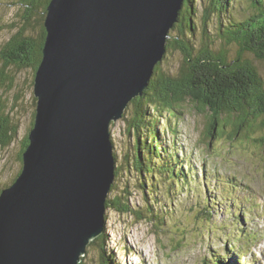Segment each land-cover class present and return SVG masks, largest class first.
<instances>
[{
	"label": "water",
	"instance_id": "water-1",
	"mask_svg": "<svg viewBox=\"0 0 264 264\" xmlns=\"http://www.w3.org/2000/svg\"><path fill=\"white\" fill-rule=\"evenodd\" d=\"M185 0H51L28 145L0 190V264H80L103 234L111 125L142 95Z\"/></svg>",
	"mask_w": 264,
	"mask_h": 264
},
{
	"label": "trees",
	"instance_id": "trees-1",
	"mask_svg": "<svg viewBox=\"0 0 264 264\" xmlns=\"http://www.w3.org/2000/svg\"><path fill=\"white\" fill-rule=\"evenodd\" d=\"M14 1V5L23 9L21 28L0 47V86H7L9 90L15 87L14 73L30 70L33 77L35 75L42 58L46 37L44 20L51 0ZM234 2L200 0L199 14L195 0H185L166 44L167 51L181 56L178 69L175 73L164 71L161 68L162 61L159 62L142 95L133 99L125 109L122 119L127 122V133L133 135V163L140 180H143L141 173H150L154 178L165 174L175 189L179 186H186L185 189H188L192 183L195 185L193 180H198L197 175L191 173L194 169L190 164L189 169L183 171L181 165L185 158L181 160L176 150L173 152L169 148H163L158 136L161 121L173 137L177 135V123L173 124L172 121L178 122L184 117L186 101H194L198 109L207 115L203 150L212 151L215 149L212 146L215 145L216 148L230 149L235 148L238 143L241 146H253L259 152L260 159L264 158V80L254 63L264 62V0H243L238 2L242 6L237 4L236 7ZM230 4L237 14L231 10ZM196 15L199 16L197 20ZM33 25L38 30L33 28L32 31ZM248 56L253 59H248ZM17 100L18 97H15L11 109L0 103L1 148L9 147L18 137L20 123L16 121L14 113H10L15 109ZM32 102L34 106V97ZM128 108L132 112L130 119L125 116ZM33 118L34 113L21 142L18 155L20 160L28 145L27 136L33 126ZM19 173L20 171L18 175ZM117 174L116 166L115 176ZM205 176L206 173L202 177V188L199 183L196 186L207 193L205 182L212 176L209 175L206 179ZM213 177L217 179L220 190L219 194L216 191L213 193L219 195L218 198L222 201L225 189L231 194L238 187L230 178ZM155 181L156 179L154 183L152 181V189H156ZM112 189L113 183L110 191ZM153 199L157 201V197ZM214 201L208 204L200 202L198 213L205 221L206 228L217 232L219 228L214 229L211 222V205ZM109 209L125 213L130 211L128 206L122 204L119 196L107 198L106 211ZM234 213L235 211L231 217L236 219ZM137 219L140 220L141 215ZM223 225H226L225 229L231 227L230 223L228 226L226 222ZM240 226L239 216L236 226L231 229L236 232L230 233V237L239 234L243 238L244 232ZM104 240L102 234L90 246L98 244L103 247ZM233 250L232 246L231 251ZM101 251L100 264H112L104 251ZM224 252L225 254L217 256L210 254L209 259L203 258L199 264H229L230 252Z\"/></svg>",
	"mask_w": 264,
	"mask_h": 264
},
{
	"label": "rangeland",
	"instance_id": "rangeland-1",
	"mask_svg": "<svg viewBox=\"0 0 264 264\" xmlns=\"http://www.w3.org/2000/svg\"><path fill=\"white\" fill-rule=\"evenodd\" d=\"M234 1L236 7L240 4L238 2L243 0ZM14 3V0H0V47L21 28L23 9ZM199 4L200 0H195V6L200 14ZM232 4L231 10L236 12ZM198 18L196 15L195 19ZM33 28L38 30L34 25L32 31ZM209 29L211 30L210 27ZM165 56L161 68L175 73L181 63V56L170 51H167ZM248 59L253 58L248 56ZM254 63L264 80V62ZM14 75L15 87L12 90L7 89V86H0V103L6 104L9 109L13 108L14 99L18 97L15 109L10 113L13 112L16 121L20 123L17 139L9 147H0V190L11 185L21 170L22 161L18 158L21 142L36 107V102L34 106L32 102L33 72L24 70ZM185 105L184 117L178 122L172 121L173 124L177 123L175 138L164 127L163 121L159 123L158 136L163 148H169L173 152L176 150L181 160L185 158L181 165L183 171L189 169V164L193 167L191 173L197 175L198 179L192 181H195V185L191 182L188 189H185L186 186L175 189L165 174L154 178L150 173L144 175L141 173L143 180H140L133 163L134 139L132 133H127V122L121 118L113 123L111 139L113 154L116 157L115 170L117 166L118 174L113 182L114 189L109 192L108 198L119 196L122 204L128 206L130 211L126 213L112 209L106 211L103 247L89 244L81 260L82 264H100L101 250L112 264H199L203 258L209 259L210 254L217 256L223 254L227 248L230 249V244H233L230 233L236 232L231 230L236 226V219L231 217L232 212L235 211L236 214L239 210L240 213V207L246 208V205L251 204L255 205V208H251L247 219L245 216V223L242 222L244 237L240 241L251 243L247 244L246 248L252 245L253 247H250L251 252H248L247 258H242L241 263L249 264L250 257H257L253 252L254 248L260 254L264 253L261 250L264 246V158L260 159L259 152L253 146H241L238 143L235 148H216L215 145L212 147L216 150H203L207 115L198 109L194 101H186ZM131 113L128 108L125 116L130 119ZM205 173V179L209 175L212 176L205 182L207 193L201 190L204 185L202 177ZM213 175L221 179H234L239 184L232 195L225 189L224 200L227 199L231 204L228 215L227 201L220 200L219 195L213 193L214 191L220 193L217 179ZM154 179L156 189H152ZM198 183L200 189L196 186ZM154 197H157V201L153 199ZM248 197L253 201L250 200L248 203L247 200L246 204ZM212 200L215 201L211 205L213 214L211 222L215 226L214 229L219 228L217 232L208 230L198 213L200 202L208 204ZM140 215L139 220L137 216ZM225 222L227 226L230 223L231 227L225 229L226 225H223ZM249 232H253L251 238ZM233 238H239V234ZM242 243L235 241V249L231 252L245 253ZM261 261H258L260 262L258 264H264ZM229 263L235 264V259H231Z\"/></svg>",
	"mask_w": 264,
	"mask_h": 264
},
{
	"label": "bare ground",
	"instance_id": "bare-ground-1",
	"mask_svg": "<svg viewBox=\"0 0 264 264\" xmlns=\"http://www.w3.org/2000/svg\"><path fill=\"white\" fill-rule=\"evenodd\" d=\"M260 240V239H259Z\"/></svg>",
	"mask_w": 264,
	"mask_h": 264
}]
</instances>
